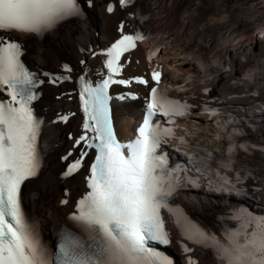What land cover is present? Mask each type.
<instances>
[{
	"label": "bare ground",
	"instance_id": "6f19581e",
	"mask_svg": "<svg viewBox=\"0 0 264 264\" xmlns=\"http://www.w3.org/2000/svg\"><path fill=\"white\" fill-rule=\"evenodd\" d=\"M78 3L77 14L42 34L0 30V37L15 39L24 48V58L39 83L35 104L41 116L39 172L27 180L23 194L38 233L47 248L54 249L87 190L94 150L74 144L83 132L81 84L96 83L109 74L101 50L113 40L125 34L143 35L145 39L138 40L120 63V73L130 84L115 87L116 92L134 91L139 99L116 103L118 130L122 137L133 134L132 121L144 112L149 89L155 86L145 53L153 58L161 51L156 61L162 73L157 91L192 111L172 125H162V130L175 133L162 145L198 187L181 192L175 200L195 224L186 223L182 232L183 220L166 214L170 244L165 249L175 264H227L216 247L188 235L200 226L226 245L230 233L254 228L248 226L247 216L240 221L234 216L264 217V0ZM141 75L148 77L147 85L131 80ZM7 93L6 87L0 88V94ZM248 119L251 123H242ZM245 143L256 149L254 155H230L231 148ZM80 157L81 169L66 176L67 166Z\"/></svg>",
	"mask_w": 264,
	"mask_h": 264
},
{
	"label": "snow or ice",
	"instance_id": "6c2138e0",
	"mask_svg": "<svg viewBox=\"0 0 264 264\" xmlns=\"http://www.w3.org/2000/svg\"><path fill=\"white\" fill-rule=\"evenodd\" d=\"M127 2L118 0L121 4ZM78 9V0H0V30L42 34L63 18L77 14ZM107 11L112 12L113 8ZM143 39V35H124L117 40L106 53L109 72L116 74L122 53ZM0 45H3L0 47V88L10 89V102L0 100V264H50L33 225L22 212L20 200L23 182L39 172L36 140L40 122L30 107L37 99L33 91L37 81L21 64L17 43L5 44L0 37ZM160 77V72L151 74L156 83ZM112 83L126 81L114 80L108 75L95 86L83 82V111L88 122L76 142L94 148L96 158L88 181L91 191L80 201L81 214L74 219L97 231L102 242L93 259L75 255L83 244L73 238L70 241L73 254L69 255L67 264H169L166 257L149 246V241L169 243L161 209L173 212L170 198L179 184L178 166H170L168 156L157 150L175 133L168 128L161 131L159 124L152 121L157 115L169 119L183 116L190 106L170 100L151 87L138 138L121 144L114 133L109 107L111 97L107 89ZM138 83L149 82L141 79ZM124 149L128 150V156ZM246 216L248 226L254 225L253 230L249 232L246 228L243 232L230 233L226 245H220L202 231L189 234L188 239L216 247L227 264H264V217L257 220L241 213L233 219L240 221ZM185 251L189 249L186 247Z\"/></svg>",
	"mask_w": 264,
	"mask_h": 264
}]
</instances>
